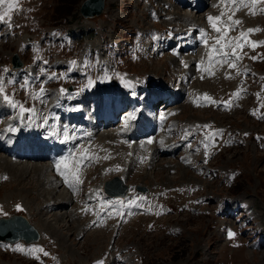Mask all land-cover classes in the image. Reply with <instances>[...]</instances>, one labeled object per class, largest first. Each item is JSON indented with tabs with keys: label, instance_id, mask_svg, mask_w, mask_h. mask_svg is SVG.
I'll use <instances>...</instances> for the list:
<instances>
[{
	"label": "rangeland",
	"instance_id": "obj_1",
	"mask_svg": "<svg viewBox=\"0 0 264 264\" xmlns=\"http://www.w3.org/2000/svg\"><path fill=\"white\" fill-rule=\"evenodd\" d=\"M243 2L247 7L242 8L240 0H104L102 13L93 17L81 13L85 0H5L0 5V15L8 13L0 21V87L14 91L12 108L0 99V142L10 148L15 132L38 141L48 137L52 127L55 135L67 129V119L57 110L67 103H80V96L87 92L108 89L137 100L147 98L150 90H182L172 107L160 110V125L153 134L155 147L166 148L168 144L170 149L138 151L122 144L120 151L125 155H118L114 148L103 149L101 160L88 168L89 173L86 168L76 173L77 177L87 173L81 177L87 187L81 180L72 181L83 191L80 199L71 193L70 186L63 188L69 183L54 181L63 184L59 189L51 188L54 195L62 193L72 204L49 206L54 203L50 197L52 203L46 205L43 198L47 199V194L40 192L33 170L22 177L10 168L4 170L5 160L18 167L25 163L11 153L0 152V218L25 214L29 223L38 227L51 222L54 228H46L48 234L41 228L40 235L50 239L58 252L55 258H45L41 248L35 249L36 243L2 242L0 264H264V0ZM10 3L16 7L9 12ZM204 6L207 9L200 12ZM183 8L198 17L185 19L175 14ZM221 13L222 21L217 22L221 31L217 32L208 17ZM198 18L209 41L198 49V56L187 57V42L195 35L200 38L195 28L201 22ZM232 20L242 23L233 25ZM49 29L54 31L56 42L45 53L43 42L48 40ZM74 31L76 39L83 37V42H71L69 34ZM29 37L34 42L28 45L25 41ZM56 46H61L64 57L52 51ZM15 55L27 67L10 73L6 67ZM40 56L42 63L37 60ZM53 60L69 66L54 70L50 65ZM40 70L52 73L53 80L47 73L33 80ZM103 81L108 88L100 86ZM69 85L74 88L71 92L66 89ZM49 87L61 92L52 89L58 98L44 96ZM62 93L73 96L67 100ZM95 97L92 99L98 101ZM22 106L28 112L17 113ZM142 112L141 131L150 119ZM39 121L46 127H38ZM146 135L141 134L146 144L153 142L152 136ZM91 139L105 141L92 136L89 143ZM113 160L121 163L120 170L109 163ZM115 176L126 183L129 194L124 199H104L101 184ZM20 181L30 187L29 191L22 189ZM138 187L146 191H138ZM34 196L43 198L36 201ZM41 206L43 215L39 213ZM65 211L72 212L67 213L66 221L61 215ZM99 221L108 227L99 237L103 235V243L85 235L98 227ZM229 232L234 236L230 238ZM60 236L63 246L57 239Z\"/></svg>",
	"mask_w": 264,
	"mask_h": 264
},
{
	"label": "bare ground",
	"instance_id": "obj_2",
	"mask_svg": "<svg viewBox=\"0 0 264 264\" xmlns=\"http://www.w3.org/2000/svg\"><path fill=\"white\" fill-rule=\"evenodd\" d=\"M255 2V1H254ZM212 7V6H211ZM243 8V7H242ZM258 8V7H257ZM175 14H177L179 17H181V18H185V19H188L189 17H191V16H193V14H190V15H188L186 12H185V10H184V8H183V10L182 9H178V12H175ZM193 17H198V15L197 16H193ZM174 18V17H173ZM197 21L199 22V21H201V19L200 18H198L197 19ZM201 23H202V21H201ZM198 24V23H197ZM223 41V40H222ZM229 41V40H228ZM179 43V42H178ZM177 44V43H176ZM227 45V44H226ZM174 48V47H173ZM181 48V47H180ZM185 48V47H184ZM209 48V47H208ZM205 49V48H204ZM203 50V49H202ZM207 50V49H206ZM230 50V49H229ZM185 51V50H184ZM201 51V50H200ZM210 51V50H209ZM181 52V51H180ZM182 53V52H181ZM211 53V52H210ZM171 54V53H170ZM203 54V53H202ZM207 54V53H206ZM212 54V53H211ZM214 54V53H213ZM232 54V53H231ZM216 55V54H215ZM218 57V56H217ZM231 57H233V56H231ZM231 57H229V58H231ZM235 57V56H234ZM224 58V57H223ZM16 59V60H15ZM175 59V58H174ZM227 59H228V57H227ZM14 60H15V62L16 61H19V60H17V58L14 56ZM235 60V59H234ZM233 61V60H232ZM221 62V61H220ZM224 63V62H223ZM192 64V63H191ZM225 64V63H224ZM223 67V66H222ZM228 67V66H227ZM230 67V66H229ZM175 68V67H174ZM225 69V68H224ZM223 69V70H224ZM235 69V68H234ZM201 71H203V70H201ZM204 72H205V70H204ZM203 72V73H204ZM219 72V71H218ZM226 72V71H225ZM222 73V72H221ZM229 74V73H228ZM217 75V74H216ZM224 75V74H223ZM208 76H209V74H208ZM208 76H206V77H208ZM228 76V75H227ZM235 76V75H234ZM202 78H203V76H202ZM217 78V77H216ZM206 79V78H205ZM228 79V78H227ZM178 81V80H177ZM182 81V80H181ZM202 81V80H201ZM208 81V80H207ZM213 82V81H212ZM224 82H225V79H224ZM222 83H223V81H222ZM227 83V82H226ZM175 84V83H174ZM221 84V83H220ZM229 84V83H228ZM182 85V84H181ZM218 85V84H217ZM232 84H230V86H231ZM172 86V85H171ZM183 86V85H182ZM200 86V85H199ZM214 86V85H213ZM220 87V86H219ZM232 87V86H231ZM230 87V88H231ZM221 89H223V88H221ZM220 89V90H221ZM170 90V89H169ZM229 90V89H228ZM189 91V90H188ZM171 92H173V91H171ZM227 92V91H226ZM187 93V92H186ZM223 93V92H222ZM229 93V92H228ZM185 95V94H184ZM226 96V95H225ZM134 97V96H133ZM52 98V97H51ZM96 98V97H95ZM98 98V97H97ZM134 98H136V97H134ZM178 98V97H177ZM185 98V97H184ZM193 98V97H192ZM203 98H205V96L203 97ZM189 99V98H188ZM228 99V98H227ZM42 100V99H41ZM81 100V99H80ZM185 100V99H184ZM192 100V99H191ZM218 100H220V98H218ZM46 101V100H45ZM85 101H86V99L83 97L82 98V103H85ZM163 101H164V103H163ZM162 101V104H161V102H158V106H164L165 105V103H166V101L165 100H163ZM51 102H52V104H53V102H55V100L53 101V99L51 100ZM188 102V101H187ZM190 102V101H189ZM183 103V102H182ZM227 103V102H226ZM49 104V103H48ZM168 105L167 106H170V103H167ZM196 104V103H195ZM194 105V104H193ZM198 105V104H197ZM48 106V105H47ZM196 106V105H195ZM62 108H63V106H62ZM181 108H183L184 109V107H181ZM189 108V107H188ZM191 108V107H190ZM192 109H194V108H192ZM57 111H59V109L57 110ZM69 111L70 112H75V115H77V114H79V112L81 113V111L83 112V113H87L86 114V116H87V120H86V122H93V119H92V116H91V114H90V112H88V109H87V107H84V109L83 110H80V108L78 107V105H73V106H71L70 108H69ZM179 111V110H178ZM184 111H185V109H184ZM191 111V110H190ZM199 111V110H198ZM127 112V110H124L119 116L120 117H122V116H124L125 115V113ZM192 112V111H191ZM200 112V111H199ZM184 113V112H183ZM203 113H204V111H203ZM40 114V113H39ZM38 114V115H39ZM49 115V114H48ZM128 115L129 116H127V119H126V122L125 123H121L120 124V129L121 128H123V127H125V129H131V128H133L134 126H135V122H131L130 121V119H129V117H131V116H133V113L132 112H128ZM190 115H191V113H190ZM182 116V115H181ZM176 117V116H175ZM179 117V116H178ZM41 118V117H40ZM5 119V118H4ZM124 120V119H123ZM58 121V120H57ZM60 121H62V119H60ZM119 122H120V120H119ZM119 122L117 123V124H119ZM178 122V121H177ZM44 123V122H43ZM63 123V122H62ZM186 123H187V121H186ZM193 123V122H192ZM46 124V123H45ZM61 124V123H60ZM64 124V123H63ZM117 124H115L114 126H116ZM144 124V123H143ZM178 124V123H177ZM144 126V125H143ZM186 126H187V124H186ZM181 133V132H180ZM79 134V133H78ZM115 134V137H114V139H115V141H117V142H121L120 144L118 143V144H114V145H107V144H105V145H103L101 148H99L98 149V153L96 154V155H94V156H92V160H94V159H97L98 161H100L101 160V153H103V149L105 148V147H108V148H114V151H115V153H117L118 155H125V151H120V149H121V145L124 143L125 145H126V142H127V138H128V136L127 135H125V134H123V133H114ZM179 134V133H178ZM59 135V134H58ZM42 137V136H41ZM179 137V136H178ZM31 138V137H30ZM155 138H156V136H155ZM177 138V137H176ZM10 138H8V140H9ZM35 139V138H34ZM98 139H99V137H98ZM179 139H180V137H179ZM3 140V139H2ZM92 140V139H91ZM95 140V139H94ZM97 140V139H96ZM95 140V141H96ZM192 140V139H191ZM11 141H13V139L11 140ZM93 141V140H92ZM140 141V139H138V140H135V143H137V142H139ZM7 142V141H6ZM116 142V143H117ZM160 142H161V139H160ZM13 143V142H12ZM81 143H83L82 141H79L78 139H75V141H74V145H78V146H80V147H84V146H81L80 144ZM154 143V142H153ZM189 143V142H188ZM10 144H11V142H10ZM97 144L98 145H102V144H100V143H98V141H97ZM191 144V143H190ZM13 145V144H12ZM123 146V145H122ZM152 146V148H150V149H148L150 152H153V151H155L156 149L153 147V145H151ZM90 147H87V149H82V148H79V149H76L75 150V154H74V158L76 159L75 160V162H72V165L74 164L75 166H77L78 167V169L80 170V167H83L84 165H87L88 163H90V160H86L85 162H84V158H83V156L85 155V153L87 152V150L89 149ZM145 148V146H143L142 148H140V147H136V149H139V150H143ZM154 148V149H153ZM122 150H124V148L122 149ZM164 150H167V149H164ZM173 150V149H172ZM94 152V151H93ZM12 154V153H11ZM162 154V153H161ZM117 155V156H118ZM158 155V154H157ZM60 156V155H59ZM114 157V156H113ZM121 157V156H120ZM166 157V156H165ZM116 158V157H115ZM154 158V157H153ZM5 159V158H4ZM193 159V158H192ZM152 160V159H151ZM155 160V159H154ZM125 161V160H124ZM5 162H7V164H2L3 165V167L5 168L4 170H8V171H10L9 170V168L13 171V174H15L16 172H18L19 173V175H21V177L23 176V175H27V176H29L32 172H30L29 170H33V174H34V178L36 179V181H40L39 183H40V185H39V187H41V191L40 192H42V194H47V199L46 198H43V197H37V196H34L35 197V199H36V201H38L39 200V198H43L44 199V201L43 202H45V204L46 205H48L51 201H49V198L50 197H52V199L51 200H53L54 201V203H52L51 205H49V206H55V205H57V206H64V205H68L69 203H71L70 201L72 200H70V198L68 197V198H66V195H64V194H57V195H54V193H53V191L51 190V188L53 187H55L54 186V184L53 183H51L49 180H48V178H47V175H46V168H45V165L43 164V165H31V164H29V163H25V164H21V167H18V166H16L15 164H13V163H10L8 160H5ZM111 165H114V170H120V168H121V163L119 164L117 161H110L109 162ZM151 163V162H150ZM154 163V162H153ZM162 163V162H161ZM189 163V162H188ZM10 166H9V165ZM133 164V163H132ZM135 164V163H134ZM152 164V163H151ZM151 164H150V166H151ZM35 166H38V167H41V166H43V167H41V168H32V169H27V170H25L24 169V167H26V168H31V167H35ZM123 166V165H122ZM19 168V170L17 169V168ZM90 167V166H89ZM95 168V167H94ZM182 169V172L183 173H186V172H188V170H186V169H183V168H181ZM205 169V168H204ZM53 171H55V172H58L57 171V168H54L53 167V169H52ZM82 170V169H81ZM87 170V169H86ZM112 171V170H111ZM82 172H84V170L82 171ZM91 172V171H90ZM95 172V171H94ZM126 175H127V173L125 172V171H123ZM17 173V174H18ZM53 174H55L54 172H52ZM58 173H61V172H58ZM87 173H89V170H87ZM86 173V174H87ZM16 174V175H17ZM83 174V177L84 176H86V174L85 173H82ZM130 174V173H129ZM195 174V173H194ZM198 174V173H197ZM79 175V174H78ZM81 175V174H80ZM200 175V174H199ZM128 176V175H127ZM81 177H82V175L81 176H79V181L81 180V183L83 182V180L81 179ZM183 177V176H182ZM198 177V176H197ZM183 179V178H182ZM11 180V179H10ZM193 181V180H192ZM1 182V181H0ZM8 182V181H7ZM18 182V181H17ZM38 183V182H37ZM38 183V184H39ZM63 183H64V181H63ZM18 184H22V189H24V190H28V189H30V187H26V184L25 183H23L22 181H20ZM28 185V184H27ZM85 185V184H84ZM3 186H4V184H3ZM21 186V185H20ZM30 186H32V187H34L35 186V184H33V185H30ZM38 186V185H37ZM62 186V185H61ZM186 186V185H185ZM87 187V186H86ZM52 188V189H53ZM184 188V187H183ZM70 189V188H69ZM74 190L73 192H71V193H74V196L76 197V199L78 198V199H80V197H82L83 196V191L81 190V189H77L75 186H74V184L71 186V190ZM34 190H36V189H34ZM70 190V191H71ZM29 191V190H28ZM31 191H33V189L31 190ZM37 192V191H36ZM37 193H39V192H37ZM41 194V193H40ZM27 196H30V193L27 195ZM60 197L61 199H57L56 201L54 200L56 197ZM74 197V198H75ZM68 203V204H67ZM72 204V203H71ZM91 205L88 207L89 208V210H90V212L92 213V211H91V209H92V203H90ZM99 204H101V199H98L97 200V205L99 206ZM40 208V207H39ZM38 208V209H39ZM62 212V211H61ZM71 212V211H70ZM70 212H67V213H69L70 214ZM39 213L41 214V215H43V208H42V206H41V208H40V210H39ZM67 213H66V211L63 213V214H61L62 216V218H65V221L67 220V218H69V216L67 215ZM57 214V213H56ZM59 214V213H58ZM57 214V215H58ZM71 214H72V212H71ZM87 214V213H86ZM40 215V216H41ZM60 215V214H59ZM97 216V215H96ZM33 218V216H29V218ZM60 217V216H59ZM67 217V218H66ZM99 218V217H98ZM78 219V218H77ZM102 219V218H101ZM52 221H53V219H52ZM42 222V221H41ZM46 222V221H45ZM48 222V221H47ZM55 223V222H54ZM66 223V222H65ZM42 225V224H41ZM49 225V226H48ZM32 226H33V228L40 234V231L43 229L44 230V232H46L49 228H50V226H52L53 228H54V224H52L51 222H49V224H46L45 223V225H43V226H39L38 227V225L35 223V222H33L32 223ZM71 226V225H70ZM106 227V229H105V227ZM83 227H85V226H83ZM40 228V229H39ZM42 228V229H41ZM46 228H47V230H46ZM83 229V228H82ZM88 229V228H87ZM42 230V231H43ZM108 227L106 226V225H104V224H102L101 223V221H99V224H98V227H95V228H93L92 230H87L86 231V233H85V235L86 236H90V237H92V239L93 240H96L97 242H102V241H104V239H101L102 237H103V235L101 236V238H99L100 237V234H103V233H107L108 231ZM89 231V232H88ZM47 233V232H46ZM48 234V233H47ZM73 234H74V232H73ZM49 236V235H48ZM84 235H82V237H83ZM85 236V237H86ZM50 238H52V237H50ZM57 238V237H56ZM40 239H41V242H40ZM40 239H39V241L36 243V248H42L43 249V251H44V253H46L45 255H46V257H52V258H55L56 257V255H57V250L54 248V244L51 242V240H49V239H45L44 237L42 238L41 237V235H40ZM59 241H60V245L63 243L62 242V238H61V236L59 237V238H57ZM84 240V239H83ZM102 240V241H101ZM106 240H107V238H106ZM96 242V245H98L99 243H97ZM57 243V242H56ZM93 243H95V242H93ZM103 243V242H102ZM0 244H2L1 242H0ZM59 244V243H58ZM56 246H58V245H56ZM62 246H63V244H62ZM98 246H100V245H98ZM63 248V247H62ZM22 249V248H21ZM65 249V248H64ZM38 250V249H37ZM22 252V251H21ZM103 256V255H102Z\"/></svg>",
	"mask_w": 264,
	"mask_h": 264
},
{
	"label": "water",
	"instance_id": "obj_3",
	"mask_svg": "<svg viewBox=\"0 0 264 264\" xmlns=\"http://www.w3.org/2000/svg\"><path fill=\"white\" fill-rule=\"evenodd\" d=\"M103 8L104 0H85L81 13L85 17L98 16L102 13ZM15 64L20 65L19 61H16ZM104 191L110 196L124 197L126 194V187L115 178L105 183ZM0 240L9 243H16L24 240L25 244H29L36 242L38 240V235L25 217L12 216L8 219H0Z\"/></svg>",
	"mask_w": 264,
	"mask_h": 264
},
{
	"label": "snow or ice",
	"instance_id": "obj_4",
	"mask_svg": "<svg viewBox=\"0 0 264 264\" xmlns=\"http://www.w3.org/2000/svg\"><path fill=\"white\" fill-rule=\"evenodd\" d=\"M232 2L233 3H235L236 2V0H232ZM5 3V0H0V5H2V4H4ZM240 6H242V7H247V4H245L244 2H243V0H240ZM14 7H16V5L15 4H8V10H9V12L14 8ZM255 7V3H253V8ZM238 10V9H237ZM253 15L255 14V12H253L252 13ZM8 15V13L6 12V13H4V15H0V21H2V20H4V18H5V16H7ZM223 15H224V13H221V16H217V17H208V20H209V23L212 25V27H213V29L215 30V31H217V32H220L221 31V28H219V27H217V22L218 21H222V17H223ZM229 19L231 20V17H229ZM240 23H242L241 21H239V20H232V24L233 25H238V24H240ZM225 27H227V25H225ZM252 31H257V29H249L248 30V32H252ZM241 37H246V34L245 33H241ZM221 39H223V37H221ZM217 44H220V39H218L217 41ZM237 46H239V45H237ZM253 47H256L257 45L256 44H253L252 45ZM223 47V46H222ZM225 55H227L226 53H225ZM237 59H239V57H237ZM230 67H235V65L234 64H230L229 65ZM41 91H43V90H41ZM63 91V90H62ZM0 92H3V88L2 87H0ZM5 100H8V97L5 95ZM205 99H210V98H208V97H205ZM10 102V101H9ZM129 119H134V116L133 117H129ZM65 139H67V136L65 137ZM69 158H65V160L64 161H60L58 164H57V171L58 172H60V165L61 164H64L65 165V168H66V171L65 172H61L60 174L61 175H63L64 176V178H65V181L67 182V183H69V186L71 187L72 186V181L73 180H75L77 183H79L80 181H79V179H78V177L76 176V174L74 173V172H71V170H67V160H68ZM228 235H229V237L231 238V237H233L234 236V233H232V232H229L228 233ZM16 250H18V251H23V249H16ZM46 254V253H45Z\"/></svg>",
	"mask_w": 264,
	"mask_h": 264
}]
</instances>
